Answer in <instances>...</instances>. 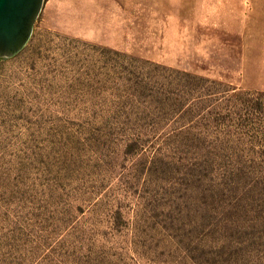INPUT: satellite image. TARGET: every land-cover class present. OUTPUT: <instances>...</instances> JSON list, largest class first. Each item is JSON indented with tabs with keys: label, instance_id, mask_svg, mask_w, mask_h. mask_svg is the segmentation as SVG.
Wrapping results in <instances>:
<instances>
[{
	"label": "rangeland",
	"instance_id": "1",
	"mask_svg": "<svg viewBox=\"0 0 264 264\" xmlns=\"http://www.w3.org/2000/svg\"><path fill=\"white\" fill-rule=\"evenodd\" d=\"M0 264H264V0H44L0 59Z\"/></svg>",
	"mask_w": 264,
	"mask_h": 264
},
{
	"label": "water",
	"instance_id": "2",
	"mask_svg": "<svg viewBox=\"0 0 264 264\" xmlns=\"http://www.w3.org/2000/svg\"><path fill=\"white\" fill-rule=\"evenodd\" d=\"M44 0H0V59L18 54L29 42Z\"/></svg>",
	"mask_w": 264,
	"mask_h": 264
}]
</instances>
